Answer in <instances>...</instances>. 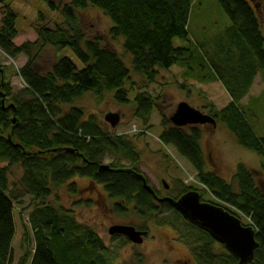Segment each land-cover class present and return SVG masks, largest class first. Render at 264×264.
Listing matches in <instances>:
<instances>
[{
	"label": "trees",
	"instance_id": "trees-1",
	"mask_svg": "<svg viewBox=\"0 0 264 264\" xmlns=\"http://www.w3.org/2000/svg\"><path fill=\"white\" fill-rule=\"evenodd\" d=\"M45 1L56 11L50 0ZM199 1L73 0L62 7V22L53 27L40 10L37 40L19 45L18 14L8 0H0V51L12 61L27 59L18 71L24 83L18 93L13 91L6 68L0 66V264H14V212L16 205L24 206L21 201L25 197L32 198L34 207L29 223L35 247L19 264H108L103 256L107 248L98 236L47 202L56 189L66 185L76 194L77 185L70 182L77 177L101 185L116 201V212L121 215L132 212L143 221L166 225L164 217L172 214L174 226L187 230L185 245L195 264H239L209 234L187 223L171 204H159L145 189L137 176L145 177L152 186L140 171L141 154L132 141L109 133L105 119L96 115L86 118L85 109L75 106L89 94L98 105L112 99L132 107L135 118L148 129L159 98L145 90L156 83L160 71L181 67L185 77L224 87L229 104L221 110L209 104L208 115L227 129L240 147L261 157L264 171V136L257 137L251 126L257 114L242 106L257 76L264 79V34L259 16L264 0H213L229 26L206 36L203 42H194L190 22ZM89 9L109 19V36L124 40V55L132 57L131 63L100 37L87 39L80 13ZM177 40L183 45H175ZM49 50L54 52L52 64L44 60ZM66 50L81 68L62 55ZM133 76L143 80L144 89L130 100L128 86L134 85ZM260 102L264 108V94ZM161 117L160 142L172 147L193 169L201 187L179 182L173 199L196 192L203 203L224 209L242 224V220L250 221V226H243L255 230L259 244L253 264H264V184L243 165L238 166L232 184L209 172L201 147L202 127L176 128L170 118ZM107 157L113 159L109 165L104 164ZM102 166L110 170L103 172ZM14 167L22 169L23 177L11 184ZM201 193H209L213 201H205Z\"/></svg>",
	"mask_w": 264,
	"mask_h": 264
},
{
	"label": "rangeland",
	"instance_id": "rangeland-1",
	"mask_svg": "<svg viewBox=\"0 0 264 264\" xmlns=\"http://www.w3.org/2000/svg\"><path fill=\"white\" fill-rule=\"evenodd\" d=\"M8 1L18 14L17 29L20 36L16 43L20 45L24 42L37 40L36 27L40 10L46 14L48 23L53 27L54 24L62 22L59 13L62 7L70 4L73 0H50L56 11H51L45 0ZM197 1L194 0V2ZM194 12L195 16L190 22V34L194 42L198 40L203 42L206 36L212 37L229 26L228 18L213 0L199 1ZM259 14L264 34V3L261 5ZM1 17L0 7V20ZM80 17L87 39L100 37L105 45L117 51L126 63L132 62L130 55H124V40L116 41L110 38L109 32L112 23L103 13L89 9L81 12ZM175 45L183 44L177 40ZM62 55L70 57L81 68L72 52L66 50ZM44 60L47 64L54 63V52L49 50ZM26 63L25 57L12 61L0 51V66L6 68V76L15 93L24 89V83L18 76V71ZM184 74L185 69L181 67H173L167 72L160 71L156 83L145 90L153 98H159L148 129L142 124V121L135 118L132 107L121 106L112 99H106L103 104L98 105L89 94L75 104L76 107L85 109L86 118L96 115L101 121H104L105 115L109 113L120 115L121 122L117 128L112 129L108 125L109 133L125 136L134 143L141 154L140 171L162 198H177L179 182H182L183 185H190L189 180L194 178L195 184L192 183L191 186L197 188L200 184L193 169L179 157L176 151L160 142L161 116L170 118L181 103H188L192 108L208 115L209 104L221 110L230 102L226 90L220 83H200L195 79L185 77ZM133 84V86H128L130 100H133L135 95L144 89L143 80L138 76H133ZM263 94L264 79L258 75L249 94L242 101L244 108H251L257 114V117H253V122H251L257 137L264 136V108L260 102ZM201 130L203 132L201 147L209 172H214L227 183L232 184L238 166L243 165L255 173L259 184H264L261 157L240 147L234 136L220 124L216 128L204 126ZM112 162L113 159L107 157L104 164L109 165ZM123 165L127 166L126 163ZM22 177V169L14 167L10 172L11 184L20 182ZM162 182L169 188L166 189ZM72 183L77 185L78 192L76 194H72L66 185L56 189L47 202L51 203L58 211L72 215L82 228H88L98 236L107 248V252L103 256L108 264H195L190 250L185 245L184 236L187 230L184 226H174L173 219L175 217L172 214L164 217L166 225L143 221L132 212L124 216L116 212V201L108 197L101 185H95L89 179L79 177L72 180L70 184ZM201 194L204 195L205 201H213L209 193ZM21 202L24 203V206L16 205L14 212L16 224V235L12 246L14 264H19L24 255L30 254L35 247L33 231L29 223L30 214L34 210L32 198L25 197ZM242 221L246 226L251 225L248 220ZM114 226L135 227L137 231L147 232L148 237L144 238L142 245H134L124 237H112L109 230Z\"/></svg>",
	"mask_w": 264,
	"mask_h": 264
},
{
	"label": "water",
	"instance_id": "water-1",
	"mask_svg": "<svg viewBox=\"0 0 264 264\" xmlns=\"http://www.w3.org/2000/svg\"><path fill=\"white\" fill-rule=\"evenodd\" d=\"M105 122L115 129L121 122L119 114L109 113L105 116ZM170 122L176 128L195 126L217 127L215 119L209 115L192 108L188 103L178 105L176 112L170 117ZM108 166H102L101 171H109ZM143 182L145 189L154 197L159 204L169 203L183 219L209 234L217 243L222 245L239 264H253L255 252L259 248L256 241V233L252 227L243 226L240 219L226 212L224 209L203 203L199 193L191 192L178 200L173 198H158L152 187L148 186L143 176H137ZM165 184V183H164ZM168 189V185L165 184ZM112 237H125L134 245H142L147 232L137 231L131 226H114L109 230Z\"/></svg>",
	"mask_w": 264,
	"mask_h": 264
},
{
	"label": "built area",
	"instance_id": "built-area-1",
	"mask_svg": "<svg viewBox=\"0 0 264 264\" xmlns=\"http://www.w3.org/2000/svg\"><path fill=\"white\" fill-rule=\"evenodd\" d=\"M190 182H191V184L194 183V178H193V179L191 178V180H189L188 183H190ZM194 184H195V183H194Z\"/></svg>",
	"mask_w": 264,
	"mask_h": 264
},
{
	"label": "flooded vegetation",
	"instance_id": "flooded-vegetation-1",
	"mask_svg": "<svg viewBox=\"0 0 264 264\" xmlns=\"http://www.w3.org/2000/svg\"><path fill=\"white\" fill-rule=\"evenodd\" d=\"M162 184H164L163 182H162ZM164 186V185H163ZM165 187V186H164ZM141 231H143V230H141ZM145 232V231H144ZM148 237V236H147ZM147 237H145V238H147Z\"/></svg>",
	"mask_w": 264,
	"mask_h": 264
}]
</instances>
